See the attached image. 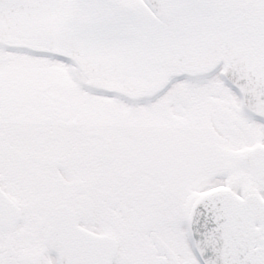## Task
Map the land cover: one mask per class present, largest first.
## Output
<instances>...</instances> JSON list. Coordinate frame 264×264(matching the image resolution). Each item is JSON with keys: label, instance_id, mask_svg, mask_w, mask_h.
<instances>
[{"label": "snow or ice", "instance_id": "1", "mask_svg": "<svg viewBox=\"0 0 264 264\" xmlns=\"http://www.w3.org/2000/svg\"><path fill=\"white\" fill-rule=\"evenodd\" d=\"M0 264H264V0H0Z\"/></svg>", "mask_w": 264, "mask_h": 264}]
</instances>
